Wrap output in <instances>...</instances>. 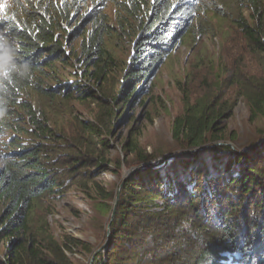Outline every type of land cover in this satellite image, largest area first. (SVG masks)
Listing matches in <instances>:
<instances>
[{"label":"trees","instance_id":"trees-1","mask_svg":"<svg viewBox=\"0 0 264 264\" xmlns=\"http://www.w3.org/2000/svg\"><path fill=\"white\" fill-rule=\"evenodd\" d=\"M108 2L9 0L0 12V148L5 140L9 146L17 143L8 138L9 132L21 140L38 139L3 156L0 248L4 247L6 258L0 264H67L47 231L31 230L36 203L66 193L81 184L79 179L91 183L88 179L95 178L94 171L98 175L109 169V155L94 156L86 145L96 143L107 153L108 141L101 136L106 131L110 134L118 122L119 103L125 100L133 106V84L160 65L179 37L189 34L200 11L195 2L205 0H116L125 9L127 2L131 15L141 7L147 14L138 23L132 43L135 56L121 75L119 92L107 94L104 84L113 62L105 50V38L111 27L100 8ZM231 2L237 9L233 30L250 54L264 60V1ZM80 6L86 9L84 16L78 14ZM245 8L247 16L242 12ZM213 10L215 18L224 19L221 5ZM77 38L81 39L80 57L75 49L70 55L65 49V43ZM71 60L87 68L83 78L95 82L96 92L86 94L68 83L62 89L46 86L47 80L56 77V65L65 66ZM237 74L228 81L237 86L251 119L264 117V74L247 80ZM76 89L79 100L96 101L99 124L76 118L78 132L71 134L72 144H65L66 135L52 124L47 108L56 99L70 100L67 91ZM182 96L184 110L173 121L172 138L181 149L198 150L176 156L165 169L138 171L124 181L107 245L94 264H264V144L257 147L256 140L240 152L233 151L223 145L224 132L215 123L222 118L217 96L194 105L188 94L182 92ZM137 145L130 140L124 149L136 155L135 163L146 166L149 158ZM120 164L114 162V172L121 169ZM93 190L106 201L99 209L111 214L115 191H101L97 185ZM64 245L81 246L91 253L87 243L74 238Z\"/></svg>","mask_w":264,"mask_h":264},{"label":"rangeland","instance_id":"rangeland-1","mask_svg":"<svg viewBox=\"0 0 264 264\" xmlns=\"http://www.w3.org/2000/svg\"><path fill=\"white\" fill-rule=\"evenodd\" d=\"M117 1L121 2V0ZM8 3L9 0H0V12ZM195 4L200 11L195 14L189 34L184 33L179 37L172 51L161 59L160 65L145 79L133 84L135 93L131 96L130 102H135L132 107L125 104V100L119 103L118 122H115L109 130L110 134L106 131L101 136L108 141L107 153L99 149L96 143L86 145L87 151L94 153V156H99L101 153L109 155L111 162L109 169L98 175L97 171H94L95 178L88 179L91 183L79 179L81 184L74 185L66 193L53 194L35 205L30 218L31 230L47 231L51 242H55L61 248L67 264H89L93 255L95 259L105 249L110 234L111 214L99 209V204L101 206L106 201L103 196L96 194L93 186L97 185L105 192L115 191L116 196L118 185L123 182L124 176L142 166L135 163L137 162L135 154L124 149L130 140H136L140 152L149 158L146 166H157L152 169L153 171L165 169L171 157L173 160L178 155L193 153L190 151L194 150L181 149V145L175 143L172 138L173 121L184 110L182 92L188 94L191 105L205 97L217 96L220 105L219 114L222 118L215 123L218 124V131L224 132L223 145L240 152V149L250 142L258 140L257 147L264 144V117L252 120L249 107L238 94L237 86L231 85L228 81L229 76L235 73L240 74L242 80L255 78L254 75L258 73L263 75L264 60L250 54L242 37L233 30V16L237 9L231 0H205L204 4L196 2ZM217 5H221L224 9V19L213 16V13L215 14L213 8ZM126 7L129 8L127 2ZM127 8L117 5L116 0H110L100 8L103 9L107 24L111 27L109 37L105 38V50L111 55L113 62L111 72L104 84L107 94L119 92L124 81L121 75L128 63L132 62L131 58L135 56L132 43L136 37L138 23L147 14V9L144 7H141V11L135 15L129 14ZM85 10L80 6L79 16H84ZM242 12L247 16L246 8ZM90 29L87 23V30ZM80 42L81 39L77 38L65 43L68 55L75 49L77 57L81 56ZM56 69V77L47 80L46 86L62 89L64 83H68L76 84L75 88L86 94L97 91L98 88L93 80L83 78V72L87 70L83 64L71 60L65 66L57 64ZM94 71L95 68L91 67L90 72ZM123 86L127 87L125 84ZM63 92H70L71 99H56L52 107L47 108V114L52 124L66 135L65 144H72L71 134L78 132L75 119L97 126L100 110L91 97L79 100L77 89ZM42 104L44 105L43 102ZM7 136L16 139L17 143L15 146H9V141L5 140L0 148V168L4 164L3 156L9 153L10 149L38 141V139H34V142L29 139L21 140L20 136L14 138L10 132ZM114 162L121 163V169L117 172H114L116 171L113 167ZM160 164L162 166L158 167ZM113 204L114 201L111 207ZM44 238L46 243L50 242L47 237ZM70 238L87 243L91 253L81 246L65 247V242ZM5 258L4 247L1 245L0 261H4Z\"/></svg>","mask_w":264,"mask_h":264},{"label":"water","instance_id":"water-1","mask_svg":"<svg viewBox=\"0 0 264 264\" xmlns=\"http://www.w3.org/2000/svg\"><path fill=\"white\" fill-rule=\"evenodd\" d=\"M194 151H196V150H194ZM194 151H190V152H194ZM171 159H172V157L168 159V162L171 161ZM160 163H161V162H160ZM160 166H162V164H160L158 167H160ZM156 167H157V166H156ZM156 167H153V166H141V167H139V168H136V169L130 171L129 173H127V174L124 176V180H123L122 184L120 185L119 190L116 192V196H115L114 204H113V207H112L111 219H110V220H113V218H114L115 208H116L117 202H118V200H119L121 187H122V185H123L125 179H127V177H129L131 174H133V173H135V172L142 171V170H152V169H154V168H156ZM93 259H94V255L92 256V258H91L89 264H92Z\"/></svg>","mask_w":264,"mask_h":264}]
</instances>
